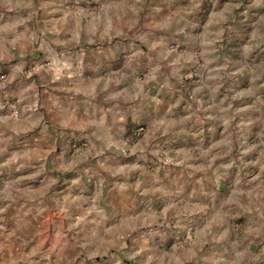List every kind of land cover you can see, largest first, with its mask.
<instances>
[{
    "label": "crops",
    "instance_id": "1",
    "mask_svg": "<svg viewBox=\"0 0 264 264\" xmlns=\"http://www.w3.org/2000/svg\"><path fill=\"white\" fill-rule=\"evenodd\" d=\"M159 1L0 0V264H264V76Z\"/></svg>",
    "mask_w": 264,
    "mask_h": 264
},
{
    "label": "rangeland",
    "instance_id": "2",
    "mask_svg": "<svg viewBox=\"0 0 264 264\" xmlns=\"http://www.w3.org/2000/svg\"><path fill=\"white\" fill-rule=\"evenodd\" d=\"M39 1L41 0H30V3L38 5ZM110 1L112 0H77V3L84 7L82 13L88 17L90 15L96 16L97 13ZM146 1L148 2L145 3H150L149 5L151 7L160 2L159 0H151V2L150 0ZM132 2L133 0H128L127 18L131 16L133 19L139 20L138 15L141 11H139L138 14H134L133 12L136 11H133V9L128 7ZM166 2L168 5L176 8L174 9L171 7L176 15H189L195 17V19L204 18L206 21L221 22L224 35L223 39H219L217 43L222 48L223 57L228 60L226 69H229L236 64L238 68H241L243 63H239L238 59L240 58H236V54L239 53L241 60L247 62L246 66L251 70L250 72L254 74L255 81L262 80L264 75L259 72L262 70L261 68H264V0H166ZM187 11L189 13H187ZM30 15H36V13L30 12ZM34 25L37 26L36 23H34ZM127 35L130 36V34ZM228 37H230V39L226 40ZM229 47L232 49H228ZM236 47L239 51H237L238 49L236 50ZM46 60L54 62V67L49 70L55 71V61L46 58L42 62ZM200 62L202 63V61ZM252 63H257L260 67L253 70V66H251ZM255 64L254 66H256ZM35 67L36 65H32V68ZM249 80L244 81L242 87L245 88L244 84L246 82L249 84ZM228 82L229 80L224 81V84H227ZM253 86L256 85H249V88L252 90ZM258 88V86L255 87L256 90L253 92H249L248 88H246L248 92L245 93L246 96L244 99H240L239 104L245 102L246 99L247 102H245V107L239 110L238 118L254 117L253 130L248 131V135L254 136L256 147L262 149V146L264 145V87H262V90H258ZM249 128L250 125L248 129ZM260 138H262V140H259ZM156 148H158V154L160 157L165 156V146H163V144H157ZM160 164L165 166L169 165L170 162L169 164Z\"/></svg>",
    "mask_w": 264,
    "mask_h": 264
},
{
    "label": "built area",
    "instance_id": "3",
    "mask_svg": "<svg viewBox=\"0 0 264 264\" xmlns=\"http://www.w3.org/2000/svg\"><path fill=\"white\" fill-rule=\"evenodd\" d=\"M39 68H44V69H51L54 67V62L50 60H46L38 65Z\"/></svg>",
    "mask_w": 264,
    "mask_h": 264
}]
</instances>
